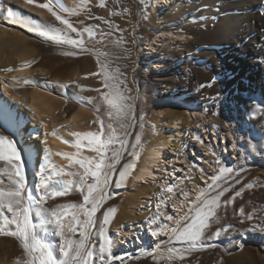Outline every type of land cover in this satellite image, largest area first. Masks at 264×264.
<instances>
[{
  "label": "rangeland",
  "instance_id": "1",
  "mask_svg": "<svg viewBox=\"0 0 264 264\" xmlns=\"http://www.w3.org/2000/svg\"><path fill=\"white\" fill-rule=\"evenodd\" d=\"M44 2L46 0H35V3H29L27 0H0V29L8 35H17L15 37L17 41L13 42L14 47L13 45L10 47L11 51L28 53L29 59L26 65L30 66L26 67L27 70L44 71L43 74L36 72L14 85L8 84L9 82L4 79L2 81L6 82L7 94L15 96L18 104L21 103L25 111L29 110L25 104L30 103L33 94L41 95L40 97L58 105L56 117L46 114L35 115L28 111L32 117L35 115L33 120L36 126L38 125L34 127L32 135L34 133V137L45 139L50 130H56L75 113L88 117L90 131L92 128L98 130L99 123H94L98 115L94 105H89L86 100L79 101L75 97H97L98 93L95 89H100L101 92L108 91L104 88L103 79L99 75H92L101 71V64L106 65L105 70L110 77L116 78V81L123 80L120 88L126 95L132 97L130 103L133 109L126 136L114 124V127H117V136L127 140L124 156L117 169H121L129 162L134 163L135 167L126 178L123 187L110 188V191L118 194L106 200L100 211L96 213V216L101 218L108 207L117 209L109 225V236L119 243L122 240L123 242L121 246L117 244L114 246V254L123 257L124 264H262L258 257L264 258V94L242 91L222 103L225 82L228 79L213 76L207 67V63L213 59L212 53H215V50L198 46L186 51L179 46L180 32H184V35L186 34L185 36L193 41V36L188 32H202L209 27L214 21L215 8L200 0H189L184 7L173 2L170 12L167 6H163L162 11L169 18L163 20L155 17L154 0H93L94 5L86 7H79L69 0H60L64 8L78 13L77 15L63 13L74 27L82 29L91 26L94 29L91 42L86 43L90 51L79 53V49H75L79 54L68 56L65 53L73 51L71 46L56 44L38 37L35 33H30L25 28L12 23V18L7 15L12 12L14 18L25 17L27 22L49 30L62 29L64 26L49 11L36 6ZM165 32L177 36L178 41L174 44L173 50L183 53L180 58L173 55H159L158 50L153 57L141 53L146 40ZM71 35L76 37L75 33ZM85 39L86 42L89 39L87 33ZM182 44L185 45L186 42ZM173 50H170L171 54ZM181 65L197 72L198 78L190 89L185 86L181 91L173 90L164 84L162 79L165 74L173 73ZM2 81L0 80V84ZM59 85H68V87L62 88ZM201 85L205 86L201 87ZM161 111L177 114L187 111L192 115H203L210 119V122L202 125L196 123L194 118L190 120L191 127L190 125L185 127L182 123L180 130H184L185 133L181 138L178 152L174 153L176 165L170 172L174 179L153 190V194L158 196V199L154 197L144 203L139 208L137 219L133 223L125 220L126 208L133 201L131 194L135 192L131 183L132 176L141 163L147 145L159 136L157 125L158 121L162 120L159 117ZM214 112L217 114L213 115ZM104 118L107 122V117ZM4 120L1 114L0 134L9 136L17 142L22 161L25 162L26 189L31 190L34 195L29 205L34 225L33 235L47 244L59 259L62 239L58 235V227L51 213L43 210V206L37 202L38 197L42 195L37 185L43 176L50 191H61L66 187L69 179H77L68 173L76 172L78 165L68 162L59 168L51 163V169L49 170V166L48 172L44 173L39 165H32L27 157L22 141L23 135L27 133L25 127L14 124L11 127L7 120ZM225 126L230 127V133L226 132ZM188 127L190 130L187 129ZM83 133L87 131L82 129L81 134ZM250 145H255L257 151H252ZM82 147L81 149H84ZM88 152L95 153L89 148ZM129 153H134V156ZM224 166L232 167L235 175L222 185H231L230 191L221 197V206L216 210V216L212 218L206 230V237L213 238H206L205 247H198L197 250L186 254L183 260L179 257L169 259L163 243L167 241V236L151 235L152 228L156 224L165 222L158 213L176 216L178 207H181V214L186 212L200 192L207 191L210 177L219 175L220 168ZM5 167L6 163L0 161V169ZM56 168L58 173H55ZM0 178L4 180L0 188L11 187L7 175L0 172ZM113 179L115 180V176ZM236 180H239V183H235ZM169 186H173L172 193L166 191ZM181 190H185L187 195L181 194ZM236 192H240V196L235 197L232 203L225 204L224 200L233 197ZM214 194L209 193V195ZM82 201L81 193L73 188L64 196L50 197L46 201V206L54 208L58 205L78 204ZM157 204L160 206L159 209L156 207ZM153 216H156V222L150 226L148 221ZM248 217L252 218L248 219ZM136 226H141L138 231ZM2 227H4L3 221L0 220V228ZM7 229L14 230V225H8ZM219 229L223 231L217 238L214 234ZM127 236L129 239L125 242ZM138 240H143L142 245L137 244ZM157 244L161 245L160 249L156 248ZM168 246L182 248L179 243ZM249 250H254L257 256L254 261L249 259L251 254ZM25 259L29 257L25 256L16 237L0 235V264H16L17 260ZM114 264H120V261H115Z\"/></svg>",
  "mask_w": 264,
  "mask_h": 264
},
{
  "label": "snow or ice",
  "instance_id": "2",
  "mask_svg": "<svg viewBox=\"0 0 264 264\" xmlns=\"http://www.w3.org/2000/svg\"><path fill=\"white\" fill-rule=\"evenodd\" d=\"M27 2L35 3V0H27ZM36 6L49 11L64 27L49 30L27 22L25 17L14 18L12 12L7 15L12 18V23L25 28L30 33H35L38 37L53 41L56 44L71 46L73 51L66 52L65 55L75 56L90 51L86 43L91 42L93 27L78 29L63 15L65 12L69 15H77L76 11L64 8L59 0H46V2ZM97 19L101 18L97 17ZM71 33H75L76 37L74 38ZM85 33L88 34L89 38L87 42ZM75 49H79V53ZM27 66L30 65H24V67ZM100 67L101 71L92 75H99L103 79L104 88L108 91L101 92L100 89H95L98 93L97 97H75L79 101L86 100L89 105H94L95 111L98 113L97 121L94 123L98 122L99 128L95 132L77 134L78 139L74 147H76L77 155H79L82 142H86L85 146L97 154L96 158L81 156L77 159L73 155L62 154L69 162L78 165L76 172L68 173L77 179H69L66 187L61 191H50L43 176L37 185V189L42 192L37 202L43 206V210L51 213L58 227V235L62 239L59 259L47 244L36 239L33 235L34 225L29 205L34 195L31 190L26 189L25 162L22 161L17 142L10 139L9 136L0 134V161L6 163V167L0 169V172L7 175L11 185L8 189L0 188V220L3 221L4 226L0 228V235L16 237L25 256L29 257V259L17 260L16 264H114L115 261L124 264V258L115 255L113 252L118 241L109 236V225L117 209L108 207L102 213L101 218H98L96 213L100 211L106 200L118 194L110 191V188L120 189L123 187L126 178L135 167L134 163L129 162L125 163L121 169H117V165L124 156L127 140L118 137L117 127H114V124L117 125L123 131L124 136L128 134L127 126L132 119L133 105L130 103L132 97L126 95L120 88L123 80L116 81V78L110 77L105 70V64H101ZM4 71L11 72L13 69L7 68ZM27 82L25 81V83ZM204 86L201 85V87ZM59 87L67 88L68 85H59ZM102 108L104 109L103 112ZM216 114V112L213 113V115ZM250 147L252 151H257L255 145H250ZM129 155L134 156V153H129ZM59 173L62 174L61 171ZM233 175L235 173L232 167H221L220 174L211 176L207 182V191H201L197 199L191 202L186 212L181 214L182 210L178 208L176 216L163 212L158 213L165 222L156 224L152 228L151 235L153 237L167 236V241L163 243L166 246L169 259L179 257L180 260H183L186 254L197 250L198 247H205L206 238H213L211 236L206 237V230L209 228L212 218L216 216V210L221 206V197L230 191L231 185H222ZM114 176L115 180L113 179ZM3 183L4 180L0 178V184ZM235 183H239V180H236ZM73 188L81 193L83 197L81 203L58 205L54 208L46 206V201L50 197L64 196ZM166 191L172 193L173 186L167 187ZM209 193L215 194L209 195ZM181 194L186 196L187 192L181 190ZM238 196H240V192H236L233 197L225 199L224 203L230 204ZM156 207L159 209V204ZM251 218L248 217V219ZM155 222L156 216L148 221L150 226ZM8 225H14V230H8ZM221 231L223 229L217 230L214 234L215 237L218 238ZM173 243L181 244L182 248L177 249L168 246ZM160 247V244L156 245L157 249Z\"/></svg>",
  "mask_w": 264,
  "mask_h": 264
},
{
  "label": "bare ground",
  "instance_id": "3",
  "mask_svg": "<svg viewBox=\"0 0 264 264\" xmlns=\"http://www.w3.org/2000/svg\"><path fill=\"white\" fill-rule=\"evenodd\" d=\"M69 1L77 4L79 7L94 5L93 0ZM165 1L167 3H165ZM188 1L189 0H154L153 9L155 17L163 20L169 19L162 11L163 6H167L168 12H170V6L173 2L176 4L179 3L181 4L180 6L184 7ZM200 1L202 3H209L215 8L213 15L214 21L202 32H188L193 36V41H190L191 38L186 37L184 32H180L178 35L180 39L179 46L186 51L198 46L215 50V53H212L213 59L207 63V67L208 71L213 76L220 79H228L225 82V93L222 103L226 102L229 97L242 91L264 94V0ZM74 7L76 8V6ZM133 11L135 12V8H133ZM21 12L23 13V11ZM6 33L7 32L0 29V71H2L0 72V80L2 81V79H4L6 82H9L8 84L11 83L10 85H14V83L28 78V76L36 74V72H44L41 69L27 70L26 67H24V65L27 64V59H29L28 53L26 51L23 53H14V50L11 51L10 47L13 45L14 40H16L15 37L17 35H8ZM176 37L177 36L165 32L157 37L146 40L147 42H145L141 48V53L153 57L158 50L159 55H173L180 58L183 53L173 50L174 44L178 41ZM183 42H186V44L183 45ZM170 50H173L172 54ZM183 65L178 66V69L173 73L163 76L162 81L164 84L171 87L173 90L176 89L181 91L185 86L190 89V87L192 88L196 83L198 78L197 72L187 69V67ZM7 68H11L13 71H4V69ZM13 77H15V79H13ZM3 81V85L0 84V113L5 118L4 121L7 120L10 126L14 124L15 126L20 125L25 127L27 133L23 135L22 141L27 151V157L32 165H39L42 171L46 173L49 166V170L51 169V163L56 165H54V167L60 168L69 162L64 158V155H62L65 153L73 155L77 159L81 156L96 158V153L88 152V148L85 147L86 143L82 142V148L84 149H80L79 155H77V149L74 147L78 139L77 134H81L82 129L87 132L91 129L87 116L75 113L65 122L61 123L56 130H50L45 139L36 138L37 136H33L34 133L32 135L34 127L38 126H36L33 120L35 118L34 116L36 114H46L47 116L53 115L56 117L58 116L56 110L59 108L58 105L46 98L40 97L41 95L33 94L30 103L25 104L31 113H35L33 118L29 114L30 112L28 113L29 110L25 111L23 110L24 108L22 109L21 103L19 102L20 104H18L15 96H9L7 94L6 82ZM17 104L20 105V107ZM159 117L162 118V120L158 121V125L156 124L159 136L147 145L141 163L132 176L131 183L135 188V192L131 194L133 201L129 203L126 208L125 215L127 216L125 220H129L133 223L134 220L137 219L139 208L142 207L144 203H147L149 199H153L154 197L158 199V196L153 194V190L159 186H164L169 180L172 181L174 179L173 176L170 175V172L176 165L175 151H177L178 147L180 148L181 138L185 133L184 130H180L182 123L185 127L189 125L191 127L190 120L194 118L197 121L195 122L198 124L204 125L206 122H210V119L205 118L203 115H192L187 111L182 114L161 111ZM187 129H189V127ZM225 130L227 133H230L229 126H225ZM93 131L95 130L92 128V132ZM227 138L229 139L230 136ZM54 167L52 168L53 170L55 169ZM57 169L58 168H56L57 172L55 173H58ZM53 172L52 175L54 174ZM178 208L181 209V207ZM137 226L136 230L138 231L141 226ZM132 234L133 233H131V235ZM131 235H129V237H131ZM129 237L127 236V238H125V242ZM122 242H118L117 246H121ZM142 243L143 240L137 241L138 245H142ZM250 251L251 254L249 259L254 261L257 259V256L254 254V250H249V253ZM258 259L264 264L263 257H258Z\"/></svg>",
  "mask_w": 264,
  "mask_h": 264
}]
</instances>
